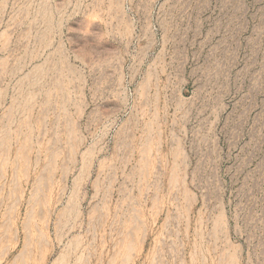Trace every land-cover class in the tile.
<instances>
[{
    "label": "rangeland",
    "instance_id": "rangeland-1",
    "mask_svg": "<svg viewBox=\"0 0 264 264\" xmlns=\"http://www.w3.org/2000/svg\"><path fill=\"white\" fill-rule=\"evenodd\" d=\"M0 264H264V0H0Z\"/></svg>",
    "mask_w": 264,
    "mask_h": 264
}]
</instances>
